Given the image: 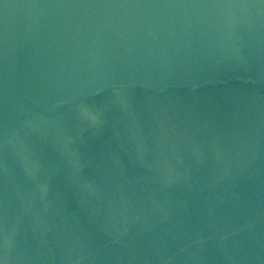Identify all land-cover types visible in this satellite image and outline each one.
Returning a JSON list of instances; mask_svg holds the SVG:
<instances>
[{
  "label": "water",
  "instance_id": "obj_1",
  "mask_svg": "<svg viewBox=\"0 0 264 264\" xmlns=\"http://www.w3.org/2000/svg\"><path fill=\"white\" fill-rule=\"evenodd\" d=\"M0 264H264V0H0Z\"/></svg>",
  "mask_w": 264,
  "mask_h": 264
}]
</instances>
